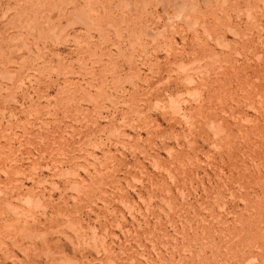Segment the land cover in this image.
<instances>
[{"label": "rangeland", "instance_id": "rangeland-1", "mask_svg": "<svg viewBox=\"0 0 264 264\" xmlns=\"http://www.w3.org/2000/svg\"><path fill=\"white\" fill-rule=\"evenodd\" d=\"M0 264H264V0H0Z\"/></svg>", "mask_w": 264, "mask_h": 264}]
</instances>
